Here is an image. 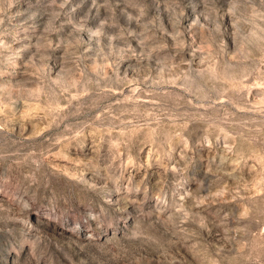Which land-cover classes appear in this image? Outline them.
Wrapping results in <instances>:
<instances>
[{
	"label": "rangeland",
	"instance_id": "rangeland-1",
	"mask_svg": "<svg viewBox=\"0 0 264 264\" xmlns=\"http://www.w3.org/2000/svg\"><path fill=\"white\" fill-rule=\"evenodd\" d=\"M0 264H264V0H0Z\"/></svg>",
	"mask_w": 264,
	"mask_h": 264
}]
</instances>
